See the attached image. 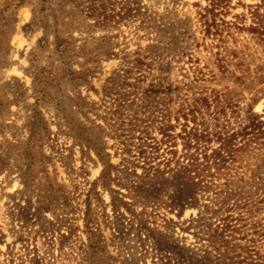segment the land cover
Instances as JSON below:
<instances>
[{"label":"rangeland","instance_id":"rangeland-1","mask_svg":"<svg viewBox=\"0 0 264 264\" xmlns=\"http://www.w3.org/2000/svg\"><path fill=\"white\" fill-rule=\"evenodd\" d=\"M17 4L0 0V264H215L222 197L152 177L171 149L143 145L166 126L229 135L263 116L264 41L250 30L262 0ZM248 150L242 196L264 169Z\"/></svg>","mask_w":264,"mask_h":264},{"label":"trees","instance_id":"trees-1","mask_svg":"<svg viewBox=\"0 0 264 264\" xmlns=\"http://www.w3.org/2000/svg\"><path fill=\"white\" fill-rule=\"evenodd\" d=\"M262 2L264 4V0ZM23 3L24 0H18L17 5ZM260 9V6H255L252 12L256 23L250 30L264 41V11L259 13ZM64 49L65 45L61 38L55 36V52H63ZM262 117L252 114L247 125L229 135L209 134L197 127H192L188 131L183 130L182 135H174V128L166 126L158 129L161 135L158 142H155L153 138H146L152 141V145H143L146 149H150L152 154H157L162 146L169 145L171 149L168 152L171 156L170 160H167L162 170H152L150 174L152 177H164L165 174L174 171L183 174L182 179L188 184L187 191L193 200H196L198 191H212L218 198L222 197L223 200L219 204L224 206V214L220 216V224L210 230L206 240V247L210 249L206 253L214 258L213 261L211 258L208 260L210 263L264 264V254L261 253V248L264 247V169L262 164H257L255 170L250 171V178L246 181L249 182L250 188L256 190L255 192L249 195H246V192L245 196H242L243 187L237 184L243 182L245 175L238 173V169H241L237 161L239 154L249 149L248 152L255 156L254 151H256L264 159V113ZM238 138L239 142H237ZM178 139L182 140L181 155H178L176 150H172L176 147ZM211 143H216L217 147L213 148ZM138 153L142 156L145 150L140 148ZM176 157L174 166L170 168V161ZM179 158L186 160V165L180 163ZM148 159L154 161L156 157ZM230 197H235L233 202H230L232 200L229 199ZM261 215L262 218H260ZM238 241H244V243L240 244ZM165 252L183 258L175 248L168 247ZM212 252L214 255H211ZM160 260L170 263L168 256L161 257Z\"/></svg>","mask_w":264,"mask_h":264}]
</instances>
